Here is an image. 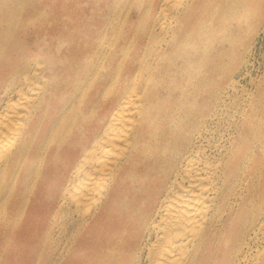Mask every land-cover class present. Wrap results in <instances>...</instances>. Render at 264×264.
<instances>
[{
  "label": "bare ground",
  "instance_id": "1",
  "mask_svg": "<svg viewBox=\"0 0 264 264\" xmlns=\"http://www.w3.org/2000/svg\"><path fill=\"white\" fill-rule=\"evenodd\" d=\"M160 1L136 33L71 25L6 47L16 25L1 31L0 217L16 236L49 194L37 262L264 264V80L240 92L246 55L212 79L236 0Z\"/></svg>",
  "mask_w": 264,
  "mask_h": 264
},
{
  "label": "rangeland",
  "instance_id": "2",
  "mask_svg": "<svg viewBox=\"0 0 264 264\" xmlns=\"http://www.w3.org/2000/svg\"><path fill=\"white\" fill-rule=\"evenodd\" d=\"M262 1L254 0L250 5L244 6L245 0H236L235 11H230L227 15L225 30H220L213 37L214 39H210L211 55H213V61L216 64V71L212 76L214 81H218L219 76L226 72L229 65H232L233 70L236 71L240 67L241 61L248 56L247 67L249 68L247 70L249 74L241 78L238 87L240 92L243 89H249L252 83L261 84V80L258 82L260 77L264 80V7ZM159 2L161 1L0 0V36L4 28L11 29L13 25H16L15 35L12 32L8 33L9 31L3 34L4 42H6L3 46L8 47L12 43L17 45L22 43L25 46L26 40L44 35L46 38L60 43L67 38L71 25L130 23L134 25L135 33L141 32L147 25L154 24L155 10ZM249 49L248 55L246 52ZM24 50L28 52V57H35L37 61L43 60V57L37 56V52L35 53L33 49L25 48ZM50 50L53 56L60 54V52L55 53L56 51ZM9 58L15 61L19 60L16 54ZM7 61L10 62L11 59H7ZM2 66L3 64L0 69ZM17 70L10 68V77L14 76ZM202 72L198 71V76H201ZM227 73L229 72L227 71ZM237 79H240V76H237ZM20 188V183L14 184L12 187L13 190ZM47 189L46 193L49 192ZM48 195L42 194V197L28 204L25 214L17 226L16 236L5 234V229L9 225L4 223V220L8 221V218L0 217V264H48L47 261L37 262L41 251L35 246V242L41 235L39 230L47 222L51 212ZM25 250L26 252H24ZM45 253L47 254V251Z\"/></svg>",
  "mask_w": 264,
  "mask_h": 264
}]
</instances>
